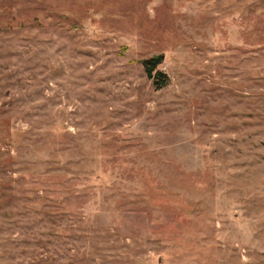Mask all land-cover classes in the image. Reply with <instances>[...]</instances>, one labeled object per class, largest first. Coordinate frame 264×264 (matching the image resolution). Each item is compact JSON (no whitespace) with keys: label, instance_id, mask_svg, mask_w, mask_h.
<instances>
[{"label":"rangeland","instance_id":"374dc122","mask_svg":"<svg viewBox=\"0 0 264 264\" xmlns=\"http://www.w3.org/2000/svg\"><path fill=\"white\" fill-rule=\"evenodd\" d=\"M0 264H264V0H0Z\"/></svg>","mask_w":264,"mask_h":264},{"label":"trees","instance_id":"16d2710c","mask_svg":"<svg viewBox=\"0 0 264 264\" xmlns=\"http://www.w3.org/2000/svg\"><path fill=\"white\" fill-rule=\"evenodd\" d=\"M163 62V56L154 57L144 62V67L147 71L149 78L155 80L158 89L164 88L170 83V79L167 74L158 70L159 66H161Z\"/></svg>","mask_w":264,"mask_h":264}]
</instances>
